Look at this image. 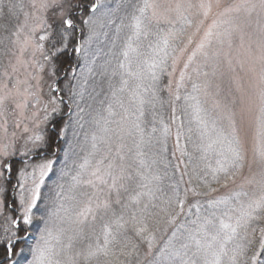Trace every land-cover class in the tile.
Listing matches in <instances>:
<instances>
[{
  "label": "trees",
  "instance_id": "1",
  "mask_svg": "<svg viewBox=\"0 0 264 264\" xmlns=\"http://www.w3.org/2000/svg\"><path fill=\"white\" fill-rule=\"evenodd\" d=\"M72 2L76 4L78 0H72ZM80 2L87 3L89 0H80ZM9 3L16 5L13 16L8 15L7 6ZM142 3L143 0H101V6L95 14L102 15V17L100 20L98 17L95 18L96 21L98 20L95 28L80 23L81 18L93 14L86 11L81 12L79 8L74 9L78 25L75 39L59 62L60 70L58 72L60 75L64 74V78L59 81V86L62 88L60 95L68 102L63 101L60 104L61 112L51 120V128L48 132L51 146L47 151L55 153L53 155L59 154L56 158L59 163L53 167L52 170L54 171L46 178L41 197L37 201L36 208L33 209V220L29 224V229L35 233L36 238L32 241L16 242L14 247L16 256L11 258L9 264H31L34 259V249L38 243L43 244L41 236H44L45 239L51 236L52 246L48 247L51 257L46 256V260L50 258L55 264V261L58 260L56 258L58 253L68 252L65 245H58L68 232L64 228H72L76 231L80 228L83 229L85 238H77L76 243L79 245H84L82 239L86 240L87 244L94 243L96 237H100L102 241L104 225L111 224V221L115 219L113 213L116 216L123 214L127 219L132 211L143 208L145 204L148 205V208L143 213L144 224L147 226L148 232L155 236L151 253L149 254L147 242L141 240L129 226L127 229L119 231L114 248L118 250L124 243L130 241L131 244L138 245V255L125 257L118 254L119 258H113V264H119L120 261H130V264H137V261L139 264H172L171 254L187 237L189 230L195 227L192 221L197 219L198 213L195 206L197 201L199 202V215L201 217L209 213H215L219 216L226 208L238 207L235 193H248V196L242 195L240 197L242 202H247L248 199L260 195V182L256 187L248 190L244 187H233L235 182L231 181L228 182L227 186L223 181L219 184L211 182V170L217 166L216 162L219 159L217 153L220 150L219 144H213L211 148H208L211 140L215 139V133L211 131L210 127L211 122L214 120L217 128L225 130H227V124L219 117L217 109L212 107L211 88L203 85L204 80L201 79V76L207 72L206 70H201L202 72L196 73L191 80H188L186 85L179 90L180 99H175L177 93L174 89L169 90V70L172 63L171 57H169L165 71L161 72L159 68L156 69V74L159 76V80L154 82L156 95L153 96L151 92L142 93L145 100L148 101L144 106V115L139 120L143 130L142 134L134 132L132 136H125L122 141L114 137L112 145L113 154L117 144L122 142L125 145L123 149L124 163L126 166H130L128 170L134 176L137 169L140 168V160H144L146 167L140 170L144 171L145 175L150 178L151 182L148 184V188L159 189V191H155L156 198L150 200L147 195L142 196L139 204H134L129 200L130 196L142 191L138 187L142 181L136 177L133 181H125L128 190L121 191V204H113L107 212L101 210L105 216L104 222H99L97 216L95 218L96 224L94 220L79 226L72 222L73 211L68 207L70 204L80 205L84 197L81 196L82 188L73 187L71 177L79 170L78 165L83 158L92 152L91 136L93 133L99 134L100 127L96 121L100 120L101 124L103 123L102 118L117 121L125 115L112 97V91L119 87L120 76L118 73L120 70L118 64L124 61L123 52L129 45V37H132L131 44L136 49L135 52L129 54L131 70L143 74V84L147 86L153 84L149 64L154 60L159 62L163 55L157 52V48H163L161 29L163 32H167L169 28L173 27V25L164 23L157 25L153 21L145 27L138 38L134 36L132 17L139 14L137 9ZM24 10V0H4V16H0V75L8 56L11 54L13 33H16ZM184 20H188V18L184 17L180 23L174 25L175 29L183 28V32H179L175 38L169 39L167 49L169 53L172 52L173 48H179L185 36L187 24L184 23ZM95 30L98 34L99 43L95 45L90 59L84 62L82 57H78L73 51L72 45L89 44L87 39L92 36L91 34H95ZM89 53L90 51L87 52V56ZM91 58H93L91 65H94V68H90L91 71H89L87 65H89ZM73 68L75 72L72 71ZM114 71L117 72L115 76H113ZM139 82L135 78H131L129 87H134ZM193 85L198 86L197 90L193 89ZM186 96L195 99L186 101ZM119 98L123 101L125 108L129 109V114L136 112V106L131 101L128 91L121 94ZM110 103L117 113L116 116H108L107 106ZM197 106L201 109L199 115L209 121V130L207 131L196 119L197 113L194 108ZM173 108H175V113ZM129 118L130 120L135 119L132 115ZM53 124H55V129H53ZM165 125L169 129L167 134L164 133ZM115 126L114 123L108 125L110 128ZM60 129H64L62 136L59 135ZM177 131L181 132L179 141H177ZM136 144H139L140 147L137 148ZM99 147L100 153L97 154V158L105 151L103 145ZM181 150L183 155H181ZM137 152H142L143 155L137 156ZM8 162L12 168L9 178L5 180L4 184L6 192L3 195L5 208L0 219V255L3 254V244L8 237L16 238L25 232L24 228L12 225L8 219V217H17V212L8 205L13 197L10 188L11 184H18V173L21 168L25 167V162L17 157L11 158ZM153 177H158V179H151ZM202 179H207L216 191L210 192L203 187ZM190 180L191 184H189ZM177 185L181 193H183L184 188L198 186V190L205 194L197 197L190 195L185 203L184 211L180 213L176 221L172 224H166L168 219L166 200L171 195L173 187ZM143 191L146 192L147 189H143ZM76 193L78 194L76 195ZM111 199L113 201L116 199L115 193L112 194ZM225 199H228L227 205H220L218 208L209 207V201ZM14 200L17 201V199ZM124 204L129 205V207L123 208L122 205ZM74 211L76 212L75 208ZM232 214L235 216L238 213L234 211ZM50 223L52 224L50 225ZM263 225L264 220L254 221L247 229L248 233H251L253 227L257 229V243L249 246L248 256H251L252 252L258 248L259 229ZM51 226L54 227L56 234L49 233ZM87 228L90 230V241L87 238ZM113 230L116 231L114 225ZM173 232H176V237L172 236ZM13 233H15L14 236ZM236 243H246L243 229L239 230L234 242L228 247L232 248ZM74 254L68 253L67 259ZM248 264H251L250 260Z\"/></svg>",
  "mask_w": 264,
  "mask_h": 264
},
{
  "label": "snow or ice",
  "instance_id": "2",
  "mask_svg": "<svg viewBox=\"0 0 264 264\" xmlns=\"http://www.w3.org/2000/svg\"><path fill=\"white\" fill-rule=\"evenodd\" d=\"M100 6L101 0H89L87 3L78 0L76 4H73L72 0H42L40 4L42 12L47 13L48 10H52L51 22H49V17L47 15L39 17V24L29 30V34L25 36L22 43L19 41V34L23 31V26L18 28L16 33H13V35L17 36V43L20 44L21 54L29 47L32 48L33 55L37 52L40 53L43 62L38 64L39 72L47 74L48 78L53 81V83L49 85V99L43 104V115H40V110L38 109L36 112L32 113L31 117L26 118L31 121L32 126L29 127L26 123L22 129V132L25 134L23 136V156H29L30 154L40 155L42 151L49 149L51 146V140L46 135L43 125L48 124L54 118L59 112V104L63 102L62 97H58L54 94L60 91L55 81L60 70L59 62L75 39V32L78 25L74 15V9L79 8L81 12L86 11L87 13L93 14L87 15L86 18H81L80 20L81 24L88 25L91 28V26L96 23L94 14ZM7 7L8 15H15L16 5L9 3ZM32 7H36L35 0H33ZM180 8L181 5L178 4L174 10L177 13V19H183ZM200 8L204 10L203 14L207 17L212 8V4L201 3ZM257 9H259L260 12H264V0H258V2H254V0H242L241 3L226 8L222 15L228 16L231 13H238L241 11L250 15L252 12L257 11ZM137 11L139 14L132 17L133 35L137 38L145 27L153 21H155L157 25L165 23L173 25V27L169 28L167 32H163L161 29L163 33L161 37L163 48H157V52L163 55L159 62L154 60L149 64L153 84L147 86L143 84V74L131 70L129 54L130 52H135L136 49L132 47V37H129V45L123 52L124 61L118 64V69L120 70L118 73L120 76L119 87L114 88L112 91V97L125 115L121 116L117 121H110L106 118H102V124L100 120L96 121L100 127L99 134L93 133L91 136L92 152L83 158L82 162L78 165L79 170L71 177L73 187L83 185L93 189L91 195L86 191L81 193V196L85 198L86 202L84 207L76 214L74 223L78 226L87 223L89 215L95 220V212L97 210L107 212L112 208L113 204H121V191L128 190L125 181H133L136 177H139L142 181V183L138 185L142 191H138L135 195L129 197V200L134 204H139L141 197L145 195H147L150 200L155 199V191H159V189L153 190L148 188V184L151 182L150 178L145 175L144 171L140 170L146 167L143 159L140 160V168L137 169L135 176L128 170L130 166H126L124 163L125 157L123 155V149L125 145L122 142L116 145L115 153L113 154V138L115 137L122 141L125 136H132L134 132L142 134L143 130L140 127L139 120L140 117L144 115L145 104L148 103L142 93L151 92L153 96L156 95L154 82L159 80L156 69L159 68L161 72L165 71L168 66L167 61L169 57H171L172 68L173 71H175V65L179 58L177 54H183L186 50V46L178 49L173 48L171 53L167 50L169 47V39L175 38L179 32H183V28L175 29L174 27L177 20L171 19L170 13L173 9L162 8L155 0H143V3L139 6ZM27 15L28 14L25 13L26 17ZM0 16H4V0H0ZM184 23L191 25L192 21L184 20ZM222 24H227L229 27L223 32L214 31V29H218ZM233 28L234 25L231 19L214 21L205 33L204 39L201 40L196 50L188 57V62L184 64V69L189 67V63L198 53L205 57L208 56L206 49L211 46L214 38L220 42H223L224 38H228L230 42ZM38 31L43 32V35H39L37 39L36 33ZM241 39L243 40V37ZM45 42H47V46ZM189 43H191V40H189ZM72 49L75 53L79 54L84 50L83 44L72 45ZM249 53L251 54V49H249ZM258 60L261 67L257 77V90L245 92L238 89V91H241V95L238 99L234 98L231 101L216 102L215 106L224 113L228 121V128L227 130L217 128L216 122L213 120L210 127L211 131L215 133V139L211 140L208 144V148H211L213 144L220 145V150L217 153L219 156L216 162L217 166L211 170V182L219 184L223 181L225 186H227L228 182H235L237 177L242 174L246 165L250 170L255 166L259 169L261 185L260 195L248 199L247 202H242L240 197L242 195L248 196V193H235V200L238 207L226 208L219 216L215 213H209L201 217L199 215V202L197 201L195 206L198 215L197 219L192 221L195 227L189 230L187 237L171 254L172 264H248L249 260L251 264H264V259H261L264 257V227L259 229L258 248L252 252L251 256L247 255L249 246L257 243V229L253 227L251 233H248L247 229L254 221L264 220V44L260 46ZM17 62L22 63L23 61L17 58ZM252 62L254 65L255 59H253ZM241 67L243 68V64ZM254 70V67L250 69V71ZM72 71L75 72V69L73 68ZM89 71H91V69H89ZM115 75H117V72L114 71L113 76ZM169 75H171V73H169ZM185 76L186 72L181 71L180 80L176 85V100L180 99L179 89L183 86ZM131 78H135L140 82L130 88L129 81ZM41 79H43V76L38 77L37 84H39ZM197 88V85H193L194 90H197ZM169 90H171V81L169 82ZM126 91L130 93V99L136 106L135 113L129 114V109L125 108L123 101L119 98L120 95ZM30 95L36 100V104L41 103L40 98L35 93H30ZM7 98V95L0 96V107L4 106ZM192 99L195 98L191 96L185 97L186 101ZM50 106L51 108L49 110ZM26 107L27 100H25L23 104H16V108L18 109ZM194 111L197 113L196 119L199 124L205 131L209 130V121L199 115L201 109L197 106L194 108ZM107 112L109 117L117 115L111 103L107 106ZM173 112L175 113V108H173ZM130 115L134 116L135 119L130 120ZM110 123H114L116 126L110 128L108 127ZM253 123L256 130V147L253 150L252 159L249 161L245 143L248 130ZM16 126L20 127V123H17ZM53 129H55V124H53ZM168 131L169 129L167 125H165L164 133L167 134ZM189 131H191V129H189ZM63 134L64 129H60L59 135L62 136ZM180 135L181 132L177 131V141H179ZM100 145L104 146L105 151L97 158V154L100 153ZM136 147L139 148L140 145L136 144ZM0 154L4 157L10 155L6 147ZM142 155V152H137V156ZM181 155H183L182 150ZM53 163L54 161L51 159H43L40 163L32 165L31 173L26 172L25 168L19 170L18 187L20 189L19 207L21 216L16 218L8 217L12 225H19L21 220L24 224L32 223L33 209L36 208L37 201L41 197V186L44 184L45 177L52 171ZM27 166V162H25V167ZM0 168L10 172L12 165L0 159ZM2 175L3 172H0V176ZM29 176L32 179L30 187L26 186V179ZM151 179H158V177H153ZM248 182L252 183L251 180ZM201 183L208 191H216L215 188L211 187V183L207 179H202ZM189 184H191V180ZM105 189L107 190L106 192ZM143 189H147V191L145 192ZM0 192H3L2 187H0ZM100 193H104L106 197L102 201L98 200ZM113 193H115L116 196L114 201L111 199ZM204 194L205 193L198 190V186L184 188L183 193H181L178 185L173 187L171 195H169L166 200V215L168 217L166 224H172L176 221L180 213L184 211L185 203L190 195L192 197H197ZM94 199L97 200L95 208L93 207ZM208 203L209 207L218 208L220 205H227L228 199L209 201ZM2 205L3 201H0V207H2ZM122 207L128 208L129 205L124 204ZM147 208L148 205L145 204L143 208L132 211L127 219H125L123 214L116 216L115 213H113L115 219L111 221V224L104 225L103 240L101 241L100 237H96L94 243H88L80 251L70 256L67 264H113V258L118 259L119 255L125 257L138 255V245L131 244L130 241L124 243L118 250L114 248V245L117 243V234L119 231L121 229H127L129 226H131L132 230L141 240L147 242L150 254L155 236L151 232H148L147 226L144 224L143 213ZM234 211L238 213L235 216L232 214ZM113 225L115 226V232L113 230ZM241 229L245 232L246 243H236L234 247L229 248L228 245L234 242ZM14 235L15 233H13V236ZM172 236L176 237V232H173ZM78 237L85 238L82 228L76 231L74 235H69L67 237L68 243L65 247L71 250L73 248V242ZM41 240L43 244H37L34 249V259L31 264H53L50 258L46 260L48 242L44 236H41ZM14 247L15 241L12 237H8L3 244V254L0 255V264H9L11 258L16 256ZM161 251L163 252V250ZM55 264H60V261H55ZM119 264H130V261H120ZM137 264H139L138 261Z\"/></svg>",
  "mask_w": 264,
  "mask_h": 264
},
{
  "label": "rangeland",
  "instance_id": "3",
  "mask_svg": "<svg viewBox=\"0 0 264 264\" xmlns=\"http://www.w3.org/2000/svg\"><path fill=\"white\" fill-rule=\"evenodd\" d=\"M25 1V10L24 15L22 16L17 29L23 26V31L19 34V41L22 43L25 39V36L29 34V30L33 27H36L39 24V17L42 15H47L49 17V22H51L52 10H48L47 13H43L40 9V4L42 0H35L36 7L33 8V0H24ZM155 2L162 6V8H171L173 11L170 13L171 19L177 20L176 24L180 23L182 19H177V13L175 10L176 5H181L180 12L182 13V17H187L188 20L192 21L191 25L187 24V29L185 31V36L181 41L179 48H184L186 46V50L183 54L178 55V62L175 65V71H173L172 63L169 70V81H171V89L175 90L177 93L176 85L180 80L181 71L186 72L185 80L183 82V86L186 85L188 80H191L192 77L200 72L201 70H206L205 74L201 76V79L204 80L203 85L211 88L213 102L212 107L217 109L219 112V117L225 122L228 128V121L224 116V113L217 108L216 102L221 101H231L234 98L238 99L241 95V91L245 92H253L257 90L258 85V74L261 67V64L258 60L260 55V46L264 44V12H260L259 9L257 11L252 12L250 15L243 11L238 13H231L228 16H223L224 10L228 7L235 6L242 2V0H155ZM254 2H258V0H254ZM201 3H211L212 8L209 11L207 17L204 16V10L200 8ZM27 13V17L25 16ZM150 15V12H149ZM100 20L102 15L94 14V18ZM225 19H231L234 25L232 30V35L230 38V42L228 38H224L223 42H220L217 39H213L211 46L206 49L208 52V56L205 57L201 54H197V56L189 63V67L184 69V64L188 62V57L192 54L194 50H196L197 45L204 39L205 33L207 32L210 25L213 24L214 21H220ZM92 26L95 28L97 22ZM202 21V23H201ZM165 24V23H164ZM169 25V24H166ZM229 25L222 24L218 29H214V31L223 32L227 29ZM16 29V32H17ZM15 33V32H14ZM39 35H43V32L38 31L36 33V37L38 39ZM92 36L87 39V45H83L84 50L83 53L77 54L78 57L81 56L82 59L88 61L90 59L91 53H93V49L95 45H98L99 38L97 31L95 30V34H91ZM243 37V40L241 39ZM191 40V43H189ZM47 43V42H45ZM249 49H251V54L249 53ZM90 53L87 56V52ZM82 54V55H81ZM80 57V59H81ZM17 58L22 60V63L17 62ZM253 59H255V64L253 65ZM42 57L40 53L37 52L35 55L32 53V48L29 47L26 51L21 54L20 52V44L17 43V36L14 35L12 51L8 56V59L3 67L2 73L0 75V96L7 95V100L3 107H0V153L5 149L10 153L9 156L4 157L0 154V159L8 162L13 157H21L28 158L25 162L29 163L25 168V171L28 173L32 172V165L40 163L43 159H51L54 161L53 167L59 163L58 155H53L55 153L46 154L48 151L44 150L40 155L30 154L29 156H23L22 152L24 151V140L23 136L25 135L22 132L24 124H28L29 127L32 126V123L27 117H31L33 112H36L38 109L40 110V115H43V104L46 103L49 99L50 88L49 85L53 83L45 73H40L38 69V64L42 63ZM93 62V58H91L89 65H87L88 70L90 68H94V65H91ZM243 64V68L241 65ZM205 67V68H204ZM254 67V71H250L251 68ZM15 69V70H14ZM85 70V67L83 68ZM202 72V71H201ZM43 76V79L39 81L37 84L38 77ZM64 78V74H57L56 78V86L60 89L59 81ZM6 86V87H5ZM31 86V87H30ZM182 86V87H183ZM180 87V89L182 88ZM179 89V90H180ZM27 90V91H26ZM62 88L60 89V91ZM30 93H35L41 100L40 104H36V100L33 98ZM58 96L57 92L54 93ZM27 100V107L23 109L16 108V104H23ZM61 104V103H60ZM59 104V112L60 114ZM51 106L49 107L50 110ZM72 110V108H71ZM17 123H20V127H17ZM51 121L43 125V128L46 132V135L49 137L48 132L51 128ZM256 147V130L255 125L249 128L245 148L247 152V158L249 161L252 159L253 150ZM33 157V158H32ZM32 158V159H31ZM9 163V162H8ZM52 170L51 172H53ZM0 172H3V175L0 176V187L3 188V192H0V201H3L2 207H0V219L2 218V213L5 208V200H4V184L5 180L9 178L10 172L5 171L0 168ZM50 172V173H51ZM49 173V174H50ZM48 174V175H49ZM48 176L45 177V180ZM87 178V177H85ZM44 180V183H45ZM251 180L252 183L248 181ZM260 182L259 169L255 166L250 170L247 165L245 166L242 174L237 177L235 183H233V187H244L246 190L256 187V185ZM32 179L31 177H27L26 186H31ZM70 186V185H69ZM68 187V186H67ZM66 187V189H67ZM83 189V192H88L90 195L93 192V189L88 188L86 186H79ZM12 188V190H11ZM10 192L13 195L12 199L9 201V206H16V210L19 211V216H21L20 207H19V192L20 189L18 184H11ZM43 185L41 186L42 191ZM69 192V191H68ZM106 192V189H105ZM74 193V192H73ZM75 194V193H74ZM78 193H76L77 195ZM11 195V196H12ZM71 195V194H70ZM105 194L100 193L98 196V200L102 201L105 199ZM14 199H17L15 202ZM85 198H83V202L80 205H72L70 204L68 209L73 211L72 222L74 223L76 219V214L82 209L85 205ZM97 202L94 199L93 207L95 208V203ZM16 203V204H13ZM79 206V207H78ZM77 207V208H76ZM74 208L76 212L74 211ZM97 216V220L99 222H104L105 216L101 213V210H97L95 212V217ZM92 216L89 215L88 220L89 223L92 221ZM96 224V219L94 220ZM24 223H19L18 226H22ZM52 223H50L51 225ZM75 224V223H74ZM25 226H29V224H24ZM77 225V224H76ZM264 227V225L262 226ZM68 232L66 236L60 241L59 246H64L68 243L67 237L69 235H74L76 230L72 228H64ZM49 233L56 234V231L53 226L49 230ZM86 233L88 241L90 230L87 228ZM26 238L30 241L33 240L32 235H35L32 231H29ZM24 237V236H23ZM48 242V247L52 245L51 236L46 238ZM77 240V239H76ZM76 240L73 242V248L71 250L67 249L68 252L63 253L60 252L57 254V261H60V264H67V254H74L76 251H80L83 247L87 245V241H84V245H79L76 243ZM157 245V244H156ZM50 251L46 252V256L51 257L49 254Z\"/></svg>",
  "mask_w": 264,
  "mask_h": 264
}]
</instances>
